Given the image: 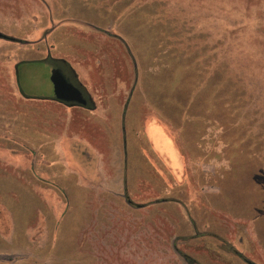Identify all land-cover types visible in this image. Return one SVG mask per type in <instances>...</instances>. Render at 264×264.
Listing matches in <instances>:
<instances>
[{"label": "rangeland", "instance_id": "1", "mask_svg": "<svg viewBox=\"0 0 264 264\" xmlns=\"http://www.w3.org/2000/svg\"><path fill=\"white\" fill-rule=\"evenodd\" d=\"M51 22L44 64L0 70V264H264V0H0V47ZM91 46L106 110L10 98Z\"/></svg>", "mask_w": 264, "mask_h": 264}, {"label": "crops", "instance_id": "2", "mask_svg": "<svg viewBox=\"0 0 264 264\" xmlns=\"http://www.w3.org/2000/svg\"><path fill=\"white\" fill-rule=\"evenodd\" d=\"M55 29H56V27H55ZM55 29L52 26V22L50 23L49 26L46 23V26L43 27L41 31H37L36 29H31L30 33H29V41H31V43H30L31 45L28 48L22 49L21 47H16V48L14 47V48L8 49L4 46L0 47V65L5 67L4 69H2V67H0V70H5V69L8 70V81L12 82V84H10V86H12V89L16 87L15 68L21 61L20 55L22 53L30 54V55H34V56L38 55V57H42V58L35 57L32 59V61L36 62V63H43L44 64L46 62V56H47L48 50L46 47L44 49L43 48L38 49L37 47H38V45H39V47H42L44 45L49 44L50 43V41H49L50 34ZM98 39H100V37H98ZM101 39L105 40V38H101ZM37 42H38V44H37ZM5 49H8V50H6L8 52H5ZM96 50L97 49H95V47L92 48V46H91V48H85L84 54H82V57H80L79 55L77 57H75L77 59V61L81 62L78 65L70 63L63 58H58V57H56L57 59L54 57L52 58L53 60H56V61L59 60V62H63L64 64L66 63L68 65V68L70 69V71L74 75L76 82L79 83L80 86H82V88L84 89L85 94L87 95V99L84 97L83 98L87 102V106H83V105L75 106V107H78L79 111L83 115H90V114L94 115L96 113H99V111L106 110L107 106L103 107L101 104L103 102L107 103L108 98H109V100L113 99L109 95L108 98H104L105 101H103V98L100 97V94L97 93L95 90V84L93 86V83H94L93 78H95L97 76V71H99V69H100V66L98 67L97 65H99V64L101 65L102 60L104 61V63H105V61H107V64L109 66V70L105 69L107 71H105L104 74H105V76L107 75L108 77H110V75H109L110 74V67L112 64L108 60V58H106V56L99 60L98 57L100 56L101 51H100V49H99V51H96ZM41 54H43V55L45 54V56H43V55L39 56ZM104 63H103V65H104ZM11 77H12V79H11ZM91 84H92V86H91ZM17 92H18L17 94H12L10 97L13 101L15 99L16 101L22 100L25 103L26 102H28V103L34 102V107H36V108L38 106L44 107L42 105H57L58 107L63 108L64 112H67L69 114H72L75 110H77L74 106L63 105L60 102H56L55 100H53L54 99L53 95L51 97H38L36 99H33V101H31V100L25 99L23 96H21L19 91H17ZM96 95H99V97L97 98ZM31 105H33V104H31ZM31 110H29V114H30L29 135H30V139H32V140H34V142H36V138H35L36 137V130H31V129H32V127L37 128L36 127L37 109L31 108ZM42 110H43V108H41L39 112H41ZM45 112H47V111H45ZM31 113H35L34 116ZM32 116H33V118H32ZM46 118H47V116H45V119ZM51 118H53V117H51ZM71 122H75V121H72V119L70 118V123ZM9 126H10L11 130H14L15 127H13V125H9ZM39 130H40V128H39ZM65 140H66V143H65ZM72 142L73 141L69 142L68 139H63L57 143V145L55 147V151L57 154L60 155L59 159H57V160L62 161L64 159L66 164L68 165L69 160H70L69 157H70L71 161L75 162V164L77 166L78 165L84 166L86 163L83 162V159L82 158L77 159L74 151H72V150H70V148H68V145ZM78 142H80V141H78ZM83 149H85V148H83ZM156 150L158 152L160 151L158 148H156ZM85 152L87 153V151H85ZM86 153H85V156H86ZM89 155H90V157H88V154H87V156H86L87 158H85V159L91 161V164H93L96 161V158H94V155H92L90 153H89ZM97 161H99V159Z\"/></svg>", "mask_w": 264, "mask_h": 264}, {"label": "water", "instance_id": "3", "mask_svg": "<svg viewBox=\"0 0 264 264\" xmlns=\"http://www.w3.org/2000/svg\"><path fill=\"white\" fill-rule=\"evenodd\" d=\"M49 80L53 87V98L65 104L86 105L82 92L72 85L57 69H52Z\"/></svg>", "mask_w": 264, "mask_h": 264}, {"label": "flooded vegetation", "instance_id": "4", "mask_svg": "<svg viewBox=\"0 0 264 264\" xmlns=\"http://www.w3.org/2000/svg\"><path fill=\"white\" fill-rule=\"evenodd\" d=\"M53 69H57V70H59L61 73H62V75H64V77L72 84V85H74L75 87L77 86L76 84H77V82H76V80H75V77H74V75L72 74V72L70 71V69L67 67V65L66 64H64L63 62H57V61H55V63H54V65H53ZM73 81H75L76 82V84H75V82H73ZM79 89V88H78ZM81 91V90H80ZM85 92V91H84ZM82 95H83V97L84 98H86V96H85V94L83 93V91H82ZM87 99V98H86ZM86 102V101H85ZM86 106H87V102H86Z\"/></svg>", "mask_w": 264, "mask_h": 264}, {"label": "trees", "instance_id": "5", "mask_svg": "<svg viewBox=\"0 0 264 264\" xmlns=\"http://www.w3.org/2000/svg\"><path fill=\"white\" fill-rule=\"evenodd\" d=\"M0 38L1 39H4V40H8V41H13V42H16L15 39H12V38H9L7 36H2L0 35ZM68 67V65H67ZM86 106V105H85ZM185 261L188 263V264H194L190 259H188L187 257H185Z\"/></svg>", "mask_w": 264, "mask_h": 264}]
</instances>
